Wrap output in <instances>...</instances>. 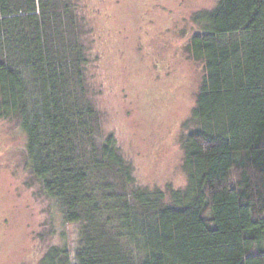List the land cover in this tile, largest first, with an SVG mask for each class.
<instances>
[{
    "label": "trees",
    "instance_id": "16d2710c",
    "mask_svg": "<svg viewBox=\"0 0 264 264\" xmlns=\"http://www.w3.org/2000/svg\"><path fill=\"white\" fill-rule=\"evenodd\" d=\"M76 0H0V120L75 237L39 264H264V0L193 17L202 76L181 138V188L141 186L106 134ZM190 124V125H189Z\"/></svg>",
    "mask_w": 264,
    "mask_h": 264
},
{
    "label": "rangeland",
    "instance_id": "374dc122",
    "mask_svg": "<svg viewBox=\"0 0 264 264\" xmlns=\"http://www.w3.org/2000/svg\"><path fill=\"white\" fill-rule=\"evenodd\" d=\"M216 2L76 0L89 29L92 101L143 187L185 185L181 138L202 76L185 47L199 32L194 15ZM25 159V135L0 120V264H39L48 247L75 237Z\"/></svg>",
    "mask_w": 264,
    "mask_h": 264
}]
</instances>
